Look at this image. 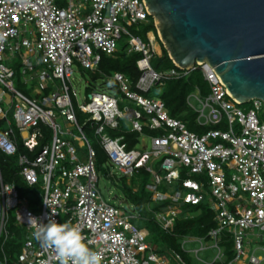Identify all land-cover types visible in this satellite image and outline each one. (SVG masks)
Segmentation results:
<instances>
[{"label": "built area", "instance_id": "built-area-1", "mask_svg": "<svg viewBox=\"0 0 264 264\" xmlns=\"http://www.w3.org/2000/svg\"><path fill=\"white\" fill-rule=\"evenodd\" d=\"M61 1L67 5L58 0H0V119L6 124L0 150L9 155L18 152V131L28 149L20 155L21 174L30 186L41 182L45 191L43 211L36 213L14 185L2 182L0 237L16 209L18 224L27 229L21 264H60L55 249L34 238L48 220L79 229L85 243L101 255L102 264H191L180 250L190 252L186 243L196 241L201 246L192 251L201 264H264V121L259 116L264 101L255 98L251 100L255 107L243 110L208 61L197 62L192 70L175 65L156 71L152 59L162 55L156 48H161V40L152 30L146 42L134 30L152 20L156 26L145 0ZM121 51L142 53L135 84L122 72L104 75L100 83L108 78L110 89L119 88L123 98L101 88L78 104V91L72 88L74 67L96 73L104 54ZM5 55L21 60L22 82L30 93L17 88L16 71L4 62ZM195 70L203 73L210 87L205 97L197 88L187 98L202 133L172 117L161 97L148 95L159 82ZM124 99L133 105L122 108ZM12 108L16 128L10 119ZM78 111L86 115L85 124L91 123L122 176L132 177L140 170L154 173L147 188L153 201H168L155 213L166 232H173L184 213L181 206L187 204L207 203L217 225L206 236L180 239L179 251L158 252L147 241L150 232L134 223L137 217L124 208L125 202L112 204L102 194L97 152ZM60 116L64 125L57 121ZM128 121L129 131L139 133L138 142L145 135L151 137L150 151L129 147L124 135L106 133L124 128ZM223 125L229 131L222 130ZM146 129L157 134H147ZM48 131V143L41 147ZM154 161L161 162L165 174L154 171ZM163 183L173 185L172 192L160 191ZM209 241L211 246L206 245ZM209 247L218 249L211 261L200 257Z\"/></svg>", "mask_w": 264, "mask_h": 264}, {"label": "water", "instance_id": "water-1", "mask_svg": "<svg viewBox=\"0 0 264 264\" xmlns=\"http://www.w3.org/2000/svg\"><path fill=\"white\" fill-rule=\"evenodd\" d=\"M145 1L175 65L208 61L241 105L264 101V0Z\"/></svg>", "mask_w": 264, "mask_h": 264}, {"label": "trees", "instance_id": "trees-1", "mask_svg": "<svg viewBox=\"0 0 264 264\" xmlns=\"http://www.w3.org/2000/svg\"><path fill=\"white\" fill-rule=\"evenodd\" d=\"M134 30L146 40L149 31L154 30L157 33V28L153 20L146 25L143 24L139 26V29L135 28ZM141 56L142 53L135 51L130 53L121 51L112 56L104 54L99 65V71L92 73V77L94 80L98 81L103 78L104 75L112 76L115 72H122L135 84L140 76L137 61ZM152 65L156 71H164L176 67L164 46L163 54L153 58ZM197 88L201 90L202 94L208 93V83L200 70H195L182 78H168L156 84L150 92L160 89L159 96L165 101L166 108L170 115L186 122L191 131L202 133L204 129L197 125L196 113L191 111L187 106L188 96ZM116 89L119 90V88ZM21 90L27 92L26 90ZM78 117L81 124L84 125V130L88 137V134L92 132L94 128L90 122L85 124L86 115L82 112L78 111ZM5 128V121L0 119V133L5 130ZM112 133L115 137L124 135V141L128 143L129 147L136 146L138 142L139 133L129 131L125 127L115 130ZM146 133L157 134V132L150 131L149 129H146ZM16 134L18 139V152L14 155H9L0 150V188L2 182L14 185L19 191L21 198H24L27 193L32 191L34 186H30L21 174V166L19 163L20 155L28 153V149L25 147L20 133L17 131ZM47 134L48 137L40 143L41 147L48 143L50 132L48 131ZM95 150L97 152V158L104 161L107 160L108 156L103 148L99 147ZM126 193L129 196L128 202L134 205V207L142 211H147V207L150 206L151 210L154 212L149 219V225L142 226V228H146L150 232V236L155 237V242L158 245L155 247L160 253L168 254L171 253L172 250L179 251V241L181 237L190 235L206 236L209 231L217 225L214 219L215 214L207 203L196 205L189 204L188 209L191 214L189 216L182 215L179 217L175 223L173 232L168 233L161 227L155 218V213L159 211L162 206L167 205L168 201L156 204V206L153 207L152 194L151 192L145 191V186L139 190L126 186ZM26 238V227L19 225L16 215L11 212L9 220L6 223V233H3L0 237L1 264H21L20 255L23 251ZM231 246L232 244L229 243V255H232Z\"/></svg>", "mask_w": 264, "mask_h": 264}, {"label": "rangeland", "instance_id": "rangeland-1", "mask_svg": "<svg viewBox=\"0 0 264 264\" xmlns=\"http://www.w3.org/2000/svg\"><path fill=\"white\" fill-rule=\"evenodd\" d=\"M59 4L63 2V4L66 6L67 1H61L58 0ZM144 39V38H143ZM146 42L147 40L144 39ZM162 43V42H161ZM120 46H125V38L120 42ZM163 43L161 44V48L158 50L161 51L163 54ZM12 57V56H11ZM5 58V63L9 64L12 66L15 71H16V77H15V83L17 88H21L23 90H26V93H30V91L27 89V87L23 84L22 82V75H21V60L18 59L17 57H12V60H9L6 58V55L4 56ZM75 73L73 74V86L72 88L76 89L78 91V99L77 103L81 104L84 103V97L88 94H90L91 91L99 90V89H105L107 92L112 93L116 95L117 97L123 98V94L118 90V89H110V86L112 85V82L109 81L108 78H105L104 81L100 83L98 80H94L92 77V72L89 70H84L80 68L79 66H75ZM1 87V86H0ZM25 88V89H24ZM1 89V88H0ZM20 89V90H21ZM159 92L160 89L153 90L152 92L148 93L149 96L154 97V98H159ZM210 92V87L208 85V93ZM207 94H203L202 96L205 97ZM121 107L124 108L127 105H133L129 100L124 99V101H121L120 103ZM6 109H9V105H4ZM240 107L247 111L250 110L251 108H254V103L250 101L249 103H245L240 105ZM15 111V108L11 109L10 113V119L13 122L14 127L16 128L17 124L15 121V118L13 116V112ZM259 116L262 121H264V104L262 108L259 110ZM57 121L60 122L62 125L65 124L63 121L62 117H58ZM132 127L131 123L128 121L125 125V128L130 130ZM222 130L229 131V127L227 125H223L220 127ZM76 133H78L77 130H74ZM113 131L110 129L106 130V133L114 136ZM51 134V133H50ZM143 137V135L141 136ZM88 138L93 145L95 149L97 148H102L101 143H100V136L97 135L95 129L88 134ZM214 143V142H213ZM211 143V144H213ZM136 148L141 149V150H148L150 151L152 149V140L151 137L148 135L144 136V141H140L136 144ZM87 152V149L84 150ZM153 166L154 171L160 172L161 174H165L164 171H161V162L160 161H154L151 163ZM97 173L99 176V181H98V186L104 195L105 199L110 201L112 204L119 205L121 202L128 201V195L126 193V186L131 187L132 189L139 190L143 186H145V191H149L147 188V185L149 183H152L154 181V173L151 172H146L145 170H140L139 172H136L134 176H122V174L118 171V169H114L113 164L110 162V160L107 157V160H101L100 158H97ZM195 179L199 180V177L197 175H194ZM172 187L173 185H168L167 183H163L160 185V191L163 192H172ZM208 189H210L209 186H207ZM44 195L45 191L41 187V182L38 185H35L34 188H32V191L27 193L24 199L27 200V206H30V208L36 212V213H41L43 211L44 207ZM156 204H160V202H155L153 201L152 206L155 207ZM184 213L183 216L187 215L189 216L191 213L189 212V204L188 205H182L181 206ZM124 208L129 210L130 212L134 213L136 215V219L134 220V223L137 224L140 227L148 226L149 225V219L154 214V212L151 210L150 206L147 207V211H142L139 208L133 207L130 208L128 203H124ZM16 215V209L12 210ZM182 216V215H181ZM191 236V235H190ZM187 237H181V241L184 242ZM35 238V237H34ZM36 239V238H35ZM155 237L154 236H149L147 241L152 245L156 246L157 243L155 242ZM212 241L207 242V246L212 245ZM158 246V245H157ZM201 246L200 242H187L186 243V249L190 252H185L180 250L181 254L186 258L188 262L191 264H201L194 252L192 250L199 248ZM218 253V249L215 247H209L205 251L200 253V257L207 261L213 260Z\"/></svg>", "mask_w": 264, "mask_h": 264}, {"label": "clouds", "instance_id": "clouds-1", "mask_svg": "<svg viewBox=\"0 0 264 264\" xmlns=\"http://www.w3.org/2000/svg\"><path fill=\"white\" fill-rule=\"evenodd\" d=\"M34 237L55 249L60 264H102L101 255L92 250L80 230L68 222L48 220L34 232Z\"/></svg>", "mask_w": 264, "mask_h": 264}, {"label": "bare ground", "instance_id": "bare-ground-1", "mask_svg": "<svg viewBox=\"0 0 264 264\" xmlns=\"http://www.w3.org/2000/svg\"><path fill=\"white\" fill-rule=\"evenodd\" d=\"M151 36L153 37V35H152V34H151ZM156 48H157V49H159V48H160V47H159V45H156ZM159 50H160V49H159Z\"/></svg>", "mask_w": 264, "mask_h": 264}]
</instances>
